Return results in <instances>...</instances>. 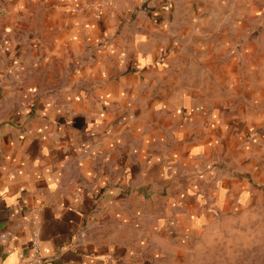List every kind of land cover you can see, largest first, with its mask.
Returning <instances> with one entry per match:
<instances>
[{"label":"crops","instance_id":"1","mask_svg":"<svg viewBox=\"0 0 264 264\" xmlns=\"http://www.w3.org/2000/svg\"><path fill=\"white\" fill-rule=\"evenodd\" d=\"M155 1L0 0V264H157L142 249L158 248L167 207L180 228L204 222L164 175V145L185 157L213 144L191 125L177 139L179 88L152 78L164 40L181 37L165 36L181 18L157 16ZM191 2L218 41L228 25L252 38L264 24V0ZM228 186L216 207L237 194Z\"/></svg>","mask_w":264,"mask_h":264},{"label":"rangeland","instance_id":"2","mask_svg":"<svg viewBox=\"0 0 264 264\" xmlns=\"http://www.w3.org/2000/svg\"><path fill=\"white\" fill-rule=\"evenodd\" d=\"M191 1H155L161 5L157 16L181 18L176 25L162 26L165 36L179 28L181 37L164 40L158 59L150 64L162 70L152 74L162 83L160 91L171 96L179 88L180 127L186 133L177 139L189 137L190 125L197 136L200 130L212 132L209 153L181 157L172 143L164 145V175H173L174 185L183 184L176 194L195 197L205 209L199 216L205 218L194 230L180 228L167 207L163 237L155 241L158 248L148 241L142 255L147 253L157 264H264V24L252 38L228 25L218 41L219 34H208L219 33V26L204 27L205 9L190 8ZM206 115L210 118L204 121ZM229 183L237 194L229 202L225 199L224 208L216 207L214 192L222 186L229 191Z\"/></svg>","mask_w":264,"mask_h":264},{"label":"built area","instance_id":"3","mask_svg":"<svg viewBox=\"0 0 264 264\" xmlns=\"http://www.w3.org/2000/svg\"><path fill=\"white\" fill-rule=\"evenodd\" d=\"M33 246H34V249L36 251V261H38L40 258V250H39V243L37 240L33 241Z\"/></svg>","mask_w":264,"mask_h":264}]
</instances>
